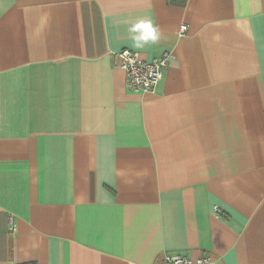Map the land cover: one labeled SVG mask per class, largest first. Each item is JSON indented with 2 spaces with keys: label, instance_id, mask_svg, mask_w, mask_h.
<instances>
[{
  "label": "crops",
  "instance_id": "0c3cea01",
  "mask_svg": "<svg viewBox=\"0 0 264 264\" xmlns=\"http://www.w3.org/2000/svg\"><path fill=\"white\" fill-rule=\"evenodd\" d=\"M167 254L264 264V0H0V264Z\"/></svg>",
  "mask_w": 264,
  "mask_h": 264
},
{
  "label": "built area",
  "instance_id": "2783aa9c",
  "mask_svg": "<svg viewBox=\"0 0 264 264\" xmlns=\"http://www.w3.org/2000/svg\"><path fill=\"white\" fill-rule=\"evenodd\" d=\"M187 27H181L184 34ZM119 66L127 73V86L133 91H154L164 76L165 69L169 66L172 53L165 50L153 60H143L139 53L123 49L117 53ZM218 210V209H216ZM165 264H214L208 256L190 259L182 255L167 254Z\"/></svg>",
  "mask_w": 264,
  "mask_h": 264
},
{
  "label": "clouds",
  "instance_id": "9594fccd",
  "mask_svg": "<svg viewBox=\"0 0 264 264\" xmlns=\"http://www.w3.org/2000/svg\"><path fill=\"white\" fill-rule=\"evenodd\" d=\"M131 32L138 33L133 36L135 47L143 48L149 43H156L159 40L158 29L150 22L141 21L131 27Z\"/></svg>",
  "mask_w": 264,
  "mask_h": 264
}]
</instances>
